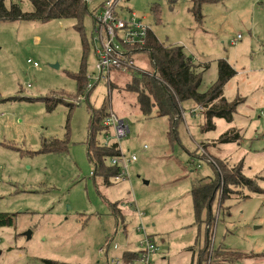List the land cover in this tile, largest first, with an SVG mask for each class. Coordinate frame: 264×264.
Instances as JSON below:
<instances>
[{"label":"rangeland","instance_id":"obj_1","mask_svg":"<svg viewBox=\"0 0 264 264\" xmlns=\"http://www.w3.org/2000/svg\"><path fill=\"white\" fill-rule=\"evenodd\" d=\"M103 1L89 0V9H97ZM125 4L146 19L162 45L182 46L194 65H207L201 91L215 81L218 60L232 66L236 74L223 95L227 101L241 100L232 119L245 139L252 141L244 148L245 164L264 163V0H211L202 5L200 21L191 14L190 0H126ZM19 5L23 11L33 9L28 0H19ZM153 7H157L158 20ZM83 21L89 43V14ZM75 25L73 20L56 19L0 22V214L14 215L13 227H0V264H43L46 259L109 264L107 258L119 259L129 246L138 248L143 239L135 231L141 223L129 211V200L143 213L146 234L158 246L152 264H164V256L168 264H197L206 236L204 225L197 227L193 218L191 179L213 177L207 160L215 156L226 162L227 172L241 165L243 176L261 192L232 186L221 208L214 202L212 215L218 221L208 253L221 246L242 252L240 264H264L261 168L246 165V171L253 172L245 176L244 159L229 161L233 154L220 151L223 144L215 142L233 124L215 119L216 129L203 133L201 115L185 110L176 126L177 140L173 139L168 117L146 118L133 107L134 96L124 90L129 76L114 71L110 84L94 80L90 47L85 68L92 90L88 100L83 95L78 101L76 83L70 77L79 73L82 56ZM238 35L242 40L231 45ZM136 65L149 73L155 71L145 55ZM46 97L57 105L50 111ZM106 102L108 111L122 115L129 129L119 140L124 154L137 160L128 164L129 177L107 186L91 175L94 165L86 145L89 106L99 108ZM202 139L209 145L203 153ZM50 140L66 141L67 152L39 153L43 142ZM195 148L198 153L193 160H203L199 168L198 163L188 162L192 158L188 151ZM113 204L118 217L125 215V222L119 220L117 225ZM114 245L118 248L113 249Z\"/></svg>","mask_w":264,"mask_h":264},{"label":"trees","instance_id":"obj_2","mask_svg":"<svg viewBox=\"0 0 264 264\" xmlns=\"http://www.w3.org/2000/svg\"><path fill=\"white\" fill-rule=\"evenodd\" d=\"M28 1L31 7H33L32 11H23L19 5V0H9L8 5H6L8 0H0V22L26 21L44 23L55 19L75 21L76 25L74 28L81 39L82 56L79 73L72 74L70 77L75 81L77 88L74 98L78 99L86 95L85 98L87 99L92 88H88L90 83L87 81L88 77L85 68L87 51L89 49L88 40L83 32V20L89 14L84 5L86 0ZM190 3L192 4L190 8L191 14L200 21L202 19L200 15L202 5L211 3V0H190ZM152 9L154 18L157 19V7H153ZM147 35L146 47L148 57L155 67L157 78L153 77L151 72H135L129 76V81L124 90L134 96L135 104L133 107L137 108V111L146 118H150L152 115L163 118L168 117L170 127L173 129L171 137L176 140V126L182 122L183 114L186 111L192 116L195 112V114L199 113L201 115L204 119V122L200 125L203 133L213 132L216 129L214 119H223L227 123L231 122L236 112L235 109L241 102L240 99L228 102L225 95H223L225 85L236 74L232 66L223 60H218L215 81L201 91L202 74L207 69V65H194L192 58L182 46L162 45L152 30ZM111 89H114V87H110ZM48 98L46 97L44 100H46L47 109L50 111L57 105L56 103L52 104V99ZM69 106L72 107L71 104ZM108 109V102L99 108L89 106L90 116L87 128L88 141L86 144L87 157L94 165L93 175L99 177L106 186L111 184L110 180L116 177L118 173V168L108 166L109 158L118 155L117 145L113 144L106 148L99 145L101 136L107 130L103 128L102 122L108 115ZM240 138L236 129H230V131L219 136L215 142L220 145L233 142L240 143ZM202 144L203 153L206 152L209 145L205 142H202ZM41 147L39 153L59 154L67 152L66 141L62 140L44 141ZM194 151H188L189 156L192 158L198 153L197 150ZM205 156L207 157L206 153ZM207 161L211 166L212 173H214L213 177L196 179L192 181L190 187L195 225L199 227L203 224L206 236L197 264H240L244 258L242 252L226 251L220 246L215 250L213 248L212 252L208 253L212 229L218 221V216L216 221L212 215L213 205L217 201L218 207L221 208L222 203L233 192L232 186L235 188H248L253 193H260L261 190L249 178L243 176L241 165L232 168L231 172H227V164L219 157L215 156L213 160ZM115 206V204L112 205L114 209L116 208ZM114 214L117 216L116 209ZM13 217L14 215L11 214H0V227H13ZM206 254L207 256L204 258ZM137 259L138 253L124 252L122 264H134ZM42 263L67 264L48 259L42 261Z\"/></svg>","mask_w":264,"mask_h":264},{"label":"built area","instance_id":"obj_3","mask_svg":"<svg viewBox=\"0 0 264 264\" xmlns=\"http://www.w3.org/2000/svg\"><path fill=\"white\" fill-rule=\"evenodd\" d=\"M125 2L126 0H104L97 9L91 11L88 8L92 21L89 47L94 57L96 82L100 80L109 82L110 74L114 71L126 75L135 72L146 73L136 65V60L141 59L142 55L148 56L146 41L151 27L143 16L131 11ZM240 39L241 36L238 35L236 40L230 41V44L233 45ZM152 75L157 78L156 71ZM107 114L102 122L103 128L107 130L101 136L99 145L105 148L113 144L117 145L118 155L109 158L108 166L118 168L113 181H122L129 177L128 164L137 160L134 155L127 157L119 144V140L129 132L127 125L112 112L108 111ZM261 115L264 116V112H261ZM262 138L264 139V134ZM134 213L141 223L135 231L140 232L143 237L139 242L136 252L138 259L134 264H152L151 257L158 251V246L146 234L141 222L143 213L135 206ZM107 261L110 262L109 259Z\"/></svg>","mask_w":264,"mask_h":264},{"label":"crops","instance_id":"obj_4","mask_svg":"<svg viewBox=\"0 0 264 264\" xmlns=\"http://www.w3.org/2000/svg\"><path fill=\"white\" fill-rule=\"evenodd\" d=\"M12 1H14V0H12ZM9 3V0H8V2L6 3V5ZM150 27H151V25H150ZM152 30V29H151ZM153 32V31H152ZM240 40H242V37H241V39ZM232 41V40H231ZM237 42V41H236ZM171 45V44H170ZM232 45V44H231ZM234 45V44H233ZM192 61H194V59L192 58ZM127 76H130V75H127ZM111 77V76H110ZM107 83H112V82H110V80H109V82H107ZM226 86V85H225ZM225 88V87H224ZM223 93H224V91H223ZM229 102V101H228ZM110 111V110H109ZM237 111V110H236ZM110 112H112V111H110ZM113 113V112H112ZM196 113V112H195ZM194 113V115H197V114H195ZM113 114H115V113H113ZM235 114H236V112H235ZM116 115V114H115ZM117 116V115H116ZM122 115H120V117H118L119 119H122L123 121H124V119L121 117ZM202 120H204L203 118H202ZM215 120V119H214ZM223 120V119H222ZM226 122V121H225ZM227 123V122H226ZM214 124H215V122H214ZM228 125L230 124V125H232L233 124V127L232 128H230V129H236L239 133H241V135L240 136H242V142H240L239 144L237 143V142H235V143H230V144H226V145H223L222 146V148H219V150L220 151H226L227 152V150L229 151L228 153L229 154H233V156L231 155L230 156V158H229V161H233V162H236V161H240V160H242V159H244V164H245V158L243 157V155H244V153H245V150H244V148L245 147H247V146H250L251 145V142L252 141H250V139L249 140H247V139H245V135H243V130L242 129H239V128H237V126H234V123H233V119L231 120V122H229V123H227ZM230 129H229V131H230ZM263 135V134H262ZM247 138V137H246ZM214 139H216V138H214ZM214 139H212V140H214ZM203 140V139H202ZM201 142H204V140L203 141H201ZM237 144L238 145H240V147H238L237 146ZM249 144V145H248ZM229 145V146H228ZM234 145H236V148L235 149H231L232 148V146H234ZM7 147H9V146H7ZM224 148H226V149H224ZM216 157H218V156H216ZM188 158V157H187ZM191 158V157H190ZM220 158V157H219ZM222 159V158H221ZM202 161L203 160H201V159H197V160H193V158H191V160L190 161H188L190 164H196V163H198L197 164V168H199V165H200V163H202ZM200 162V163H199ZM262 161L261 160H255V162H253V161H250L248 164H245L244 166H243V170H245L246 171V165H249V168H256V169H259V168H261L260 169V174L261 175H259V177H263L264 176V172H262L263 171V169H264V163H261ZM226 163V162H225ZM248 172H253V171H248ZM247 171H246V174L244 173V175L246 176V175H249V173H248ZM248 173V174H247ZM259 173H257V174H259ZM252 174H254V173H252ZM91 175L93 176V173H91ZM208 177H210V176H205V177H200V178H194V179H191V180H200L201 178H208ZM93 178H94V176H93ZM264 178V177H263ZM117 182H122V181H113V179L112 180H110V185H112V184H116ZM250 197V196H249ZM249 197H247V198H249ZM129 202V204L130 205H128V206H131V209H132V211L131 210H129L130 212H131V214L133 213V214H135L134 213V207L132 206L134 203L133 202H131L130 200L128 201ZM128 203H126V205H127ZM116 205V204H115ZM116 208H117V206H115ZM127 215V214H126ZM114 217H115V221L117 222V225L119 224V220H120V222H125V219H126V217H125V215L123 214V215H119V217H118V215L116 216L115 214H114ZM124 231H125V228H124ZM152 241L154 242V243H156V241H155V239L153 238L152 239ZM109 245V244H108ZM118 248V246H116V245H114L113 246V249H117ZM106 249H108V246L106 247ZM103 251V249H101V252ZM105 252H107V250H104ZM104 252V254H106ZM124 252H131V253H136L137 252V248L135 249V248H133V247H131V246H129V248H127ZM124 252L122 253V255L119 257V259H117V258H112L111 257V259L110 258H107V259H109L110 260V262H109V264H122V256L124 255ZM161 261L164 263V264H168V263H166V257L164 256V257H162V259H161ZM190 262V261H189ZM189 262H187V264L189 263Z\"/></svg>","mask_w":264,"mask_h":264},{"label":"water","instance_id":"obj_5","mask_svg":"<svg viewBox=\"0 0 264 264\" xmlns=\"http://www.w3.org/2000/svg\"><path fill=\"white\" fill-rule=\"evenodd\" d=\"M84 5H85V8L87 9V11H89V9H88V5H87V0H86V2L84 3ZM30 232H27L26 234H25V236H26V238L27 239H29L30 238Z\"/></svg>","mask_w":264,"mask_h":264}]
</instances>
